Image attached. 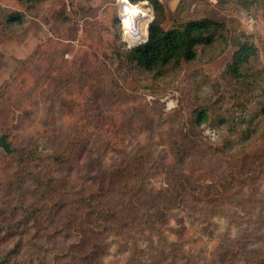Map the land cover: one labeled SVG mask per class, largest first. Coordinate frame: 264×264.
<instances>
[{
  "label": "rangeland",
  "instance_id": "obj_1",
  "mask_svg": "<svg viewBox=\"0 0 264 264\" xmlns=\"http://www.w3.org/2000/svg\"><path fill=\"white\" fill-rule=\"evenodd\" d=\"M160 1L166 28L210 17L226 22L230 34L235 29L251 34L258 46L257 74L264 78L263 10L247 11L234 0ZM126 3H143L149 10L148 34L155 17L149 0H45L32 10L20 0H0V136H7L13 150L38 143L47 154L58 134L88 130L90 150L74 171L79 189L93 185L88 175L100 145L107 147L106 167L126 152L146 154L148 164L156 166L148 178L156 203L171 200L174 206L162 236L138 218L132 229L107 238L101 264H256L264 257V140L256 138L264 112L256 109L253 123L232 137V148L223 155L201 147L177 165L168 149L195 106L212 103L216 112L231 110V87L223 73L236 48L222 41L201 48L196 60L180 70L168 67L159 78L137 68L119 69V35L126 49L147 38L128 40ZM17 14L21 19L10 22ZM49 75L70 77V83L58 86ZM225 130L220 122L200 127L208 143L221 142ZM52 132L57 138L48 139ZM253 139L257 142L249 144ZM14 161L15 154L0 147V209Z\"/></svg>",
  "mask_w": 264,
  "mask_h": 264
},
{
  "label": "trees",
  "instance_id": "obj_2",
  "mask_svg": "<svg viewBox=\"0 0 264 264\" xmlns=\"http://www.w3.org/2000/svg\"><path fill=\"white\" fill-rule=\"evenodd\" d=\"M43 1L20 0L27 10ZM149 1L155 17L148 27V39L126 49L119 35L116 50L119 69L137 68L159 78L168 67L180 70L184 63L196 60L201 48L221 41L236 48L223 73L231 87V110L216 112L212 103L195 106L168 146L177 165L186 163L201 147L223 155L232 148V137L253 123L256 109L264 112V78L257 74L258 46L251 34L238 29L230 34L226 22L210 17L174 22L166 28L165 5L160 0ZM234 1L247 11L264 12V0ZM20 19L21 14H17L9 21ZM47 77L58 86L70 83V77L66 80ZM60 100L61 104L67 102L64 98ZM216 122L222 123L227 133L219 143L205 142L201 125ZM57 133L48 136L60 140L47 154L41 153L38 143L21 144L10 151L15 154L14 168L20 172H10L4 183L8 194L0 209V264H101L109 247L107 238L132 229L138 218L162 236L161 228L168 224L174 206L171 200L156 203L154 187L148 184L154 166L148 164L146 154L126 152L121 161L106 167L102 156L107 147L97 146L95 166L88 175L93 185L79 189L75 184L80 177L74 171L90 150V132L76 127L56 137ZM256 138L264 140V126ZM255 139L249 144L257 142ZM42 230L45 232L41 234ZM165 252L160 250V254ZM177 252L178 248H174V254ZM156 263L163 264L162 260ZM171 264H176V260ZM256 264H264V257L256 260Z\"/></svg>",
  "mask_w": 264,
  "mask_h": 264
},
{
  "label": "bare ground",
  "instance_id": "obj_3",
  "mask_svg": "<svg viewBox=\"0 0 264 264\" xmlns=\"http://www.w3.org/2000/svg\"><path fill=\"white\" fill-rule=\"evenodd\" d=\"M124 3V0H123ZM122 8L125 10L124 19L126 20L125 24V33L127 38L131 42H138L145 38L146 35H143L146 32L147 24L145 20L149 16V10L141 4H123Z\"/></svg>",
  "mask_w": 264,
  "mask_h": 264
},
{
  "label": "water",
  "instance_id": "obj_4",
  "mask_svg": "<svg viewBox=\"0 0 264 264\" xmlns=\"http://www.w3.org/2000/svg\"><path fill=\"white\" fill-rule=\"evenodd\" d=\"M147 39H148V34H147L146 40ZM0 147L3 148L6 152H10L11 151V149H12L11 143L7 140L6 135H1L0 136Z\"/></svg>",
  "mask_w": 264,
  "mask_h": 264
}]
</instances>
